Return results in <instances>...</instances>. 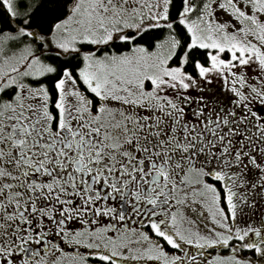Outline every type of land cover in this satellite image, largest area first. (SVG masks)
Listing matches in <instances>:
<instances>
[{"label": "snow or ice", "instance_id": "6c2138e0", "mask_svg": "<svg viewBox=\"0 0 264 264\" xmlns=\"http://www.w3.org/2000/svg\"><path fill=\"white\" fill-rule=\"evenodd\" d=\"M0 264H264V0H0Z\"/></svg>", "mask_w": 264, "mask_h": 264}]
</instances>
